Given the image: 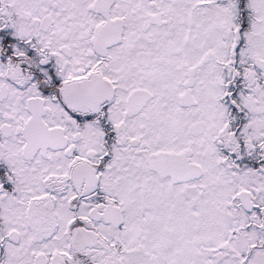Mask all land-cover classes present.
I'll return each instance as SVG.
<instances>
[{"label":"snow or ice","instance_id":"1","mask_svg":"<svg viewBox=\"0 0 264 264\" xmlns=\"http://www.w3.org/2000/svg\"><path fill=\"white\" fill-rule=\"evenodd\" d=\"M0 264H264V0H0Z\"/></svg>","mask_w":264,"mask_h":264}]
</instances>
